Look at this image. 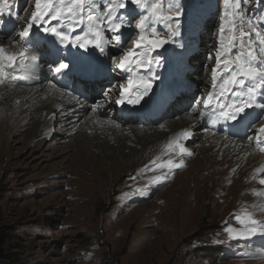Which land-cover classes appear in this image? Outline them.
Instances as JSON below:
<instances>
[{
	"label": "rangeland",
	"instance_id": "rangeland-1",
	"mask_svg": "<svg viewBox=\"0 0 264 264\" xmlns=\"http://www.w3.org/2000/svg\"><path fill=\"white\" fill-rule=\"evenodd\" d=\"M26 1L33 5L31 13L35 0ZM182 3L183 7L179 8ZM164 6L165 9L171 7L170 15L176 7L183 11L178 17L180 29L184 24L190 33L199 36L198 44L203 45L200 46L202 59L191 56L187 61L206 65L201 71L205 74L204 85H208L221 39L219 28L226 15L225 0H164ZM208 6L214 8L209 22L200 20L202 15L196 20L199 9L203 12ZM228 10L235 13L237 39L240 28L252 31V40L256 39V32L264 37V0H238V7L229 5ZM140 13L149 22L156 23L149 18L147 10L140 9ZM122 17L125 29L131 28L126 45L131 47V41L138 35L134 25L141 18L124 14ZM176 19L173 16L169 24L173 26ZM224 23L226 28L231 27L227 21ZM157 26L158 35L165 36L160 32L165 29V23L157 22ZM21 28L20 25L15 27L14 42L18 41ZM150 28L151 24L148 32ZM232 35L229 32L225 39ZM251 42L245 40V46ZM239 50L237 43L233 55ZM159 55L163 56L161 50L155 56ZM111 69L114 70L113 65ZM193 74L188 76L190 80L194 79ZM126 82V79L118 80L116 84ZM248 84L250 86L251 82ZM107 85L100 87L101 93L106 91ZM10 90L12 88L3 89L2 93ZM194 94L190 93L191 97ZM192 103L193 98L188 109ZM184 112L167 117L174 118ZM138 124L124 122L125 126ZM262 125L264 109L263 116L259 113L257 124L251 128V135L248 133L242 138L255 149L259 147L255 134ZM37 126V120L25 126L17 125L7 133L5 140L0 139V239L4 240L5 252L16 253L17 259L10 264H264V231L250 237L231 238L229 235L230 230L233 233L242 230L239 219L245 218L246 213L264 221V184L259 183L263 172H257L254 177L249 175L247 163L234 171L235 165L231 166L227 160L235 156L238 162V155L225 157L227 162L218 164L214 170L208 167V160L200 151L202 142L196 138L187 146L192 150L189 149L191 153L180 167L152 170L151 162L156 155L152 157V153L147 155V152L138 155L141 145L137 152H124L112 161L101 153L95 157L86 154L87 157L82 158L75 146L58 140L63 138L56 132L63 127L58 121L50 126L55 129L50 136H38ZM182 129H174L167 141L163 140L164 144L178 137ZM249 136L253 138L248 139ZM171 156L172 153L167 154L166 161ZM162 161L164 159L158 163ZM113 162L115 164L111 165ZM164 174L167 179L151 182V177Z\"/></svg>",
	"mask_w": 264,
	"mask_h": 264
},
{
	"label": "bare ground",
	"instance_id": "bare-ground-1",
	"mask_svg": "<svg viewBox=\"0 0 264 264\" xmlns=\"http://www.w3.org/2000/svg\"><path fill=\"white\" fill-rule=\"evenodd\" d=\"M96 1H100L99 4L102 3V0ZM32 6V3H27L26 0H15L12 15L0 14V43L5 46L9 53L19 51L21 47H28L30 57L11 71L10 77L4 83H0V139L5 140L7 133L15 129L17 125L25 126L30 121L36 120L38 121L36 128L38 136H50L55 132V129H50V126L58 121V124L63 126L56 130V132L63 135L61 136L63 138L58 140L60 142L65 141L69 146H75L82 158L87 157L86 154L95 157L101 153L100 155L106 160L112 161L121 155L123 156L124 152H137L138 145H141L142 150L138 152V155L143 156L146 152L147 155L152 153V157L154 154L156 155L154 157L155 161L161 162L164 159L162 162H165L167 154L172 153L169 159L174 163H178L179 158L182 157L179 162L181 163L189 155L187 153H191L192 148L187 146L197 138L202 142L200 143V151L208 160V167H212L214 170L217 169L218 164L225 163L227 160L225 157L234 156V154L238 155L240 160L237 162L238 158L234 156L227 161L231 166L235 165L234 171L236 172L243 166V163H247L250 167H248V174L254 177L258 172L256 170L264 166V152L260 151V147L264 146H259L257 150L252 147L250 141L248 143V141L242 139L248 133L251 135V128L257 124L258 111L256 109L248 110L251 113V119L243 125H234L230 121L214 123L216 117L212 114L213 109H203V98L209 91L213 90V81L211 78L209 84L204 85L206 83L205 74L204 71H201L204 64H193L194 62L187 61V58H191V56L202 59V48L200 46L203 47V45L198 44L199 36L190 33L184 24H182L183 29H180V35L173 38L174 42L168 50L156 49L151 53L153 57L161 60L160 67H154L151 70L136 66L132 67L130 74L133 79L139 76L158 77L154 80L152 92L140 104H117L115 101L119 97L120 86L126 83H116L118 80H127L129 73L116 69L115 63L120 56H112L114 54L118 55L129 48L126 45L128 46V36L132 33L131 28L125 29L124 26L122 29L124 42L119 46H116L114 42L111 45L107 43L111 40L112 33L104 28L106 44L103 53L99 49L91 47L87 52L84 49L65 48L49 36L47 39H53L55 47L60 49V56L57 57L50 51L52 45L45 41H41L36 47L30 44H22L19 40L14 42L16 35L14 29L16 26L20 25L23 28L26 25ZM167 7L169 8V6ZM131 9H135V16L145 18L147 24H151L149 32L153 28L159 29L157 22H149L148 18L141 14L140 9L136 8L135 5L118 9L117 16L122 17L123 14L129 16L128 13ZM26 15L29 16L26 17ZM202 16L203 19L200 20L209 22L208 18L211 15L202 14ZM51 23L57 27L63 26L57 21H51ZM171 30L172 28L167 22L165 23V29L160 32L165 33V36H167ZM33 31L35 32L36 29L34 28ZM83 31H87V29L85 25L80 24L75 27L73 35H80ZM39 35L45 36L46 34L41 31ZM160 50L163 52V56H155ZM69 53L77 56L75 67L66 75H56L50 70L51 67H55L54 61L61 59L63 62L69 63L68 59H64ZM112 65L114 70L111 69ZM214 67H216V60ZM225 71L223 68L217 71V93L219 92L218 85L222 83V77L227 78ZM191 73L195 74H193V80L188 78ZM48 76H50V79ZM92 78H97V82L87 81ZM106 84H109L106 91L101 93L100 87ZM11 88L12 90L2 93L3 89ZM163 90L164 92H162ZM202 90H204L203 93ZM236 90L240 91V88H236ZM259 92V104H261L264 103V88L260 89ZM93 93H97V95H93ZM190 93L191 95L194 94L193 97ZM197 96L201 97L197 98ZM192 98V106L188 109ZM234 99L235 97L231 94L224 98L226 103H230ZM177 103L180 104L177 105ZM213 104H215V101H213ZM193 108L205 110L206 115L204 117L198 116L196 112H193ZM182 111L186 112L174 118L167 117L168 114L174 116ZM261 113L263 114V109H261ZM70 117L73 118L70 119ZM127 120L139 124L125 126L124 122ZM39 122L42 123V126ZM156 123L159 124L153 126ZM182 128L188 129L192 133L187 140L179 137V143L187 149V153L184 154L180 153L175 145L171 148L167 147L171 141L178 138L177 136L170 142H166V144L163 141L168 138L170 133L175 131L174 129ZM221 131L224 134H220ZM256 136L257 131L255 139ZM259 137H261V141H264L262 139L264 134H259ZM251 138L253 136H249L248 139ZM128 143L131 144L128 145ZM167 149L168 151H166ZM216 149L219 151L215 152ZM220 151L223 152L222 155H220ZM248 151L252 153L243 157L239 155ZM209 152L212 154L209 155ZM113 164L115 162L111 163V165ZM155 171L158 172V170ZM262 172L261 177L264 179V171ZM260 199H263V197H260Z\"/></svg>",
	"mask_w": 264,
	"mask_h": 264
},
{
	"label": "snow or ice",
	"instance_id": "snow-or-ice-1",
	"mask_svg": "<svg viewBox=\"0 0 264 264\" xmlns=\"http://www.w3.org/2000/svg\"><path fill=\"white\" fill-rule=\"evenodd\" d=\"M14 3L15 0H0V14L12 15ZM129 5L148 10L150 12L149 18L159 23L172 21L173 16L177 18L174 26L170 25L172 30L167 36L158 35L154 28L149 33L150 25L146 23L145 18H141L134 25L135 29L138 30V35L131 41L132 46L124 50L115 63L116 69L129 73L126 84L120 86L119 97L115 103L140 104L152 92L154 80L158 77L139 76L133 79L130 74L132 67L151 70L161 66V60L153 57L151 53L166 44L173 43V38L180 35L178 17L182 15V12L178 7H176L174 14L170 15L171 7L165 9L164 0H127V3L125 0H102L101 4H97L96 0H35L34 10L31 11L26 25L17 34V39L22 44H30L33 47L38 46L41 41H45L52 45L50 51L57 57L60 56V49L55 47L54 41H58L65 48L84 49L87 52L91 47L99 49L103 53L106 44L104 28L112 33L111 40L107 43L114 42L116 46H119L124 42L122 29L125 22L122 17L117 16V10L125 9ZM225 5L226 15L219 28L221 39L215 55L216 67L212 69L213 90L209 91L203 98V109H213L212 114L216 117L214 123L230 121L234 125H243L251 119L249 109L254 106L264 109V103L257 105L256 101L257 95L260 94L259 90L264 88V37L260 32H256V39L252 40L253 32H245L240 28L237 39L234 35L237 30L234 23L235 13L228 10V6L238 7V0H225ZM128 14L134 17L136 15L135 9H131ZM51 21H57L63 26H54ZM224 21L231 24V27L226 28ZM80 24L85 25L87 31H83L80 35H73L75 27ZM34 28L36 29L35 32L33 31ZM41 31L46 35H39ZM229 32H232L233 35L225 39ZM49 36L53 37L54 41L48 40L47 37ZM245 40L252 42L245 46ZM237 43L240 44V50L233 55V49ZM256 44H259V49L255 47ZM29 58L28 47H21L19 51L9 53L5 46L0 43V83H4L10 77L11 71ZM64 59H68L70 62L65 63L63 60H56L54 61L55 67L50 68L56 75H66L75 67L76 54L69 53ZM220 68L226 70L227 78L222 77V83L218 85L219 92L217 93V71ZM248 82H251L250 86ZM236 88H240V91H235ZM228 94L235 97L230 103L224 102V98ZM203 109L193 108V112L204 117L206 111ZM259 134H264V125L257 130V146L264 144V141L259 139ZM191 135L190 130L184 129L178 134V138L171 141L167 147L171 148L175 145L180 153H187L184 145L179 143V137L187 140ZM260 151L264 152V147H260ZM151 163L152 170L157 167H166L171 170L180 167L182 161L180 164L174 163L171 159L162 163L154 160ZM256 171H264V166ZM162 179H167V175L153 176L151 182L157 183ZM259 183L264 184V179L260 180ZM239 222L243 228L235 233L230 230L231 238L250 237L255 235L257 231H264V221L255 219L251 213H246L245 218L239 219Z\"/></svg>",
	"mask_w": 264,
	"mask_h": 264
},
{
	"label": "trees",
	"instance_id": "trees-1",
	"mask_svg": "<svg viewBox=\"0 0 264 264\" xmlns=\"http://www.w3.org/2000/svg\"><path fill=\"white\" fill-rule=\"evenodd\" d=\"M3 244H4V240L0 239V264H10L15 259H17L15 257L16 253L15 252H5L2 248Z\"/></svg>",
	"mask_w": 264,
	"mask_h": 264
},
{
	"label": "water",
	"instance_id": "water-1",
	"mask_svg": "<svg viewBox=\"0 0 264 264\" xmlns=\"http://www.w3.org/2000/svg\"><path fill=\"white\" fill-rule=\"evenodd\" d=\"M168 46V44H166L164 47L160 48V49H165Z\"/></svg>",
	"mask_w": 264,
	"mask_h": 264
}]
</instances>
